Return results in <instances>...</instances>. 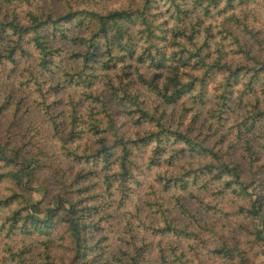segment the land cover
<instances>
[{
	"label": "trees",
	"instance_id": "obj_1",
	"mask_svg": "<svg viewBox=\"0 0 264 264\" xmlns=\"http://www.w3.org/2000/svg\"><path fill=\"white\" fill-rule=\"evenodd\" d=\"M159 1L101 9L82 0L83 6H68L62 13L27 12L25 22L13 11L0 10V63L33 57L35 69L30 73H35V83L53 63L50 56L61 55L62 48L54 43L57 39L77 47L68 57L81 63L80 68L60 71L65 85L87 88L80 98L68 97L65 110L60 108L68 118L65 127L55 115L60 100L47 102L42 81L35 83L40 96L37 104L51 136L68 144L62 145L63 155L68 167L76 168L43 206L42 201L29 203L27 194L31 189L27 184L35 179L42 162L37 154L23 153L9 128L0 137V163L7 169L0 172V182L6 179L21 189L19 194L0 198V213L14 201L21 204L0 225L8 224L9 233L20 222V230L44 234L61 226L66 234L63 247L69 253L61 264H92L101 257L102 251L94 252L101 235L96 239L94 232L103 231L101 220L110 212L125 214L130 195L144 183L137 172L144 161L145 169H157L153 182L178 187L179 192L170 198L182 215L190 214L185 200L195 197L208 212L236 216L237 232L252 240L264 234V17L259 26L249 22L256 6L264 12V0H187L185 7L181 0H164L169 16L159 10ZM126 67L133 69L123 73L125 79ZM99 70L106 71L102 85L108 101L101 95L103 90L91 89ZM207 87L208 108L203 115L199 107L205 106ZM0 95L1 124L8 107L13 104L12 111H17L23 97L13 100V88L1 90ZM113 100L127 110L129 121L144 125L145 130L131 135L119 120L115 122L107 107ZM191 110L189 117L186 112ZM76 138L85 141L69 144ZM140 175L146 176L142 171ZM146 188L154 198L149 205L156 206V210L149 208L151 214L167 210L161 209L156 196L159 188L152 182ZM104 206L109 208L106 215ZM128 212L140 221L139 206ZM259 217L261 229L254 224ZM163 221L166 226L152 231L199 237L168 225L166 216ZM130 238L129 246L112 248L103 264H112L109 255L118 264H144L152 241ZM214 252L236 260L234 264L245 263L236 241L222 240Z\"/></svg>",
	"mask_w": 264,
	"mask_h": 264
},
{
	"label": "rangeland",
	"instance_id": "obj_2",
	"mask_svg": "<svg viewBox=\"0 0 264 264\" xmlns=\"http://www.w3.org/2000/svg\"><path fill=\"white\" fill-rule=\"evenodd\" d=\"M86 1L87 4L97 6V8L101 9L104 5H106L104 8L107 9H120L122 7L136 6L141 2V0H94L98 2L96 4L93 0ZM163 2L164 0L158 2L159 10L165 13L166 16H169V13L165 12L168 2L164 4ZM180 2L182 7H185L187 4L185 3L187 0H181ZM190 2L191 0H188V3ZM83 4L82 0H29L28 2L12 0L11 3H4L1 0L0 10L1 12L5 11L7 13L13 11L16 13L20 22H25L26 14L30 11L35 13H62L66 11L68 6L77 8L83 6ZM256 7L254 8L256 14L253 15V18L251 17L249 19V22L254 26H259L263 23L262 17L264 15L262 13L264 12L260 5ZM152 12H157V10L153 9ZM159 20H162V18H159ZM54 43L62 48L61 55L54 54L50 56V58H53V63L48 65L49 70H46V74L40 76L38 80L42 81L41 85L47 102L60 100V103L57 105L59 109L55 111V115L56 120L58 122L62 120V126L65 127L68 118L62 116L60 108L62 107L65 110L67 108L68 97H72L73 99L80 98L79 95L81 92L83 90L86 91L87 88L65 85L63 76L60 73L62 68H67V70L71 69L70 66L80 68L81 63L79 60L68 57L76 51L77 47L70 45L66 41H59L58 39ZM34 62L35 59L33 57H23L15 64L9 61L0 63V91L13 88V100L18 98L20 94L23 97V101L20 103L17 111H12L13 104L8 107L7 114L0 124V137L5 134V128H9L13 139L17 140V144L22 145L23 153L27 155L37 154L40 162H42L41 168L36 170L37 176L35 179L27 184L31 188L28 189L27 194L29 196V203L42 201L41 204L43 206L45 200L47 202L56 190H60V182H67L70 179L68 174H75L76 168L72 169L68 167L69 161L64 157L62 147V145L66 146L68 144H62L58 138L51 136L49 123L47 120L45 121L41 107L37 104L40 96L38 94L39 91L36 90L38 88L35 83L39 82L35 80L34 83L35 73H30L35 69ZM132 69L131 67L123 69L122 75L125 79L128 77L123 73H130ZM104 74H106L104 70L96 72V80L93 82L91 89L103 90V94L101 95L108 101V91L102 85ZM110 74H113V71H110ZM115 79L117 78L115 77ZM18 85L20 86L18 87ZM134 88L141 87L137 86ZM206 91L207 95L204 102L207 107H199V111L203 115H205L208 108V87ZM148 96L152 98L150 95ZM1 101L2 99H0V103ZM86 103L88 104V102ZM187 106H189V103H186L185 107ZM107 107H109L108 112H110L111 117L115 122L119 120L117 122L123 125L127 133L134 135V133L145 130L146 127L144 125L136 126L133 121H129L130 117L127 114V110L115 100L109 101ZM180 109L181 106H178L179 111ZM186 114L191 117L192 110L186 112ZM13 116H15V119H13ZM185 122L187 123L188 120ZM81 141L76 138L74 141L69 142V144L72 142H74L72 144H76ZM141 166L142 168L137 169L138 179L144 183L137 187L136 191L130 195L125 205V214L110 212V216H104L101 220L103 231L99 230L94 232L96 239L100 235L102 239L96 245L94 252L102 251V254L98 260L94 259L92 264H96V262L103 264L102 259L107 256L112 248H116L115 246L120 245L122 249L125 246H129L127 244L131 242L130 235L135 236L138 241H140L141 236H143L145 242L152 241V246L146 251L147 261L144 264H234L236 260L231 261L229 258L222 256L221 253L216 254L214 252V248L221 246L222 240H226L229 244L234 243V241L237 242L238 247L243 251L242 256L245 258L244 264H264L263 233L261 234L262 239L252 240L243 231L237 232L235 225L236 216L226 217L220 213L213 214L208 212V207L202 206L195 197L185 200V203L191 209L189 215H182L173 204L171 205L173 201L170 196L179 192L178 187L170 185L164 188L160 183L153 182L152 176L157 169H145V161L141 163ZM6 170V167H1L0 163V172ZM168 170L173 169L170 167ZM140 171L146 175L145 178H141L143 174L140 175ZM189 174L191 173L189 172ZM149 182L154 183L159 188L156 196L159 197V201L162 203L161 209L167 208V210L156 211L155 214H151L149 208L156 210V206L149 205L154 201L150 189L146 188ZM44 186L46 187L45 190L43 189ZM20 190L19 186H16L12 181L10 182L4 179L0 182V198L9 196L13 192L19 194L21 192ZM145 192H148V195H145ZM194 192L196 194L200 193L198 189L197 191L194 190ZM205 200L208 202V197ZM50 203L52 206H56L55 200H52ZM20 205V203L14 201L1 210L0 222L1 219L9 215L8 212L10 210L16 209ZM136 206L140 207V221L128 212H133ZM104 209V215L108 214L109 208L104 206ZM164 216L170 220V224L168 225L173 226L175 224L177 228L194 232L199 237L189 239L182 235L176 236L171 233L153 232L151 229L153 227L158 226L159 228H163L166 226L165 221H163ZM38 217L43 218V215H38ZM198 217L200 220L204 219V221L199 220L195 222ZM19 223L9 233L7 232L8 224L3 226V228L0 225V264H61L67 259L69 253L63 247L66 244V239H63L66 234L61 226H57L44 234L35 230L30 232L20 230L18 227L20 226ZM254 224L256 228L261 229V217L256 218ZM160 249H162V252L159 251ZM119 254L118 252L117 257ZM115 260L116 258H112L111 255L108 256V263L118 264L119 262L117 263Z\"/></svg>",
	"mask_w": 264,
	"mask_h": 264
}]
</instances>
